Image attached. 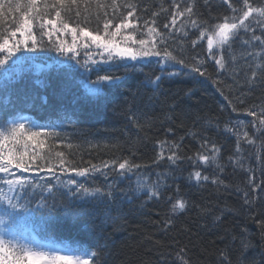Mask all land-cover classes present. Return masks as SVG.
Listing matches in <instances>:
<instances>
[{
	"label": "trees",
	"instance_id": "trees-1",
	"mask_svg": "<svg viewBox=\"0 0 264 264\" xmlns=\"http://www.w3.org/2000/svg\"><path fill=\"white\" fill-rule=\"evenodd\" d=\"M17 2L27 0H0L7 13L0 18V33H10L16 26L14 21L23 16V11H8L7 4ZM128 2L137 5L144 20L171 4V0ZM184 2L194 5L193 18L200 22L215 23L230 11L223 0ZM251 2L264 6V0ZM98 3L110 5L112 0H77L71 20H76L78 10L80 26L94 31ZM169 19L168 12L157 18L164 46L186 66L169 67L168 72L179 74H165L158 90L148 80L161 75V66L156 57H149L110 62L105 67L121 76L120 82L92 96L84 88L83 69L69 59L61 64L63 56L51 47L47 35L42 43L48 47L22 50L12 56L5 65L14 69L9 75L0 68V131L13 122L52 125L39 137L43 147L30 142L26 148L23 143L8 144L5 150L15 147L29 155L36 153L53 165L59 164L56 153L62 152L70 167L90 169L97 165L102 169L90 170L87 176L57 171L59 180L47 172L31 171L23 173L24 178L34 184H43L45 179L66 184L72 179L105 192L113 185L115 192L114 200L70 194L53 199L37 189L34 198L30 195L26 210L18 211L32 223L40 239L67 241L90 257L97 252L93 258L96 264H264V127H253L254 118L248 114L250 109L258 113L264 110V74L252 76L255 66L264 64V59L254 54L264 52V47L259 42H253L254 47L245 45L251 33L241 30L234 42L224 47L221 68L208 58L206 40L192 46L199 36L195 28L178 20V30L165 29ZM256 20L264 23V18ZM102 25L103 20L101 30ZM38 28V23L34 24V29ZM254 30L261 35L260 27L254 26ZM36 38L41 40L39 35ZM22 56L31 59L13 66L12 61ZM196 61L202 62L205 76L191 72ZM48 62L51 64L44 66ZM95 79L94 73L88 75V80ZM204 139L210 141L209 148L214 143L220 149L217 159L207 166L194 165L187 157L201 150ZM173 144L180 147L173 148ZM173 151L182 157L175 164L167 159ZM161 152L165 158L157 160ZM125 158L139 169L118 175L102 168L103 162H122ZM194 171H201L209 180L197 182L191 175ZM213 179L218 182L213 183ZM138 181L159 184V198L149 199L148 189L138 188ZM61 192L68 189L61 188ZM245 193L249 203H245ZM42 197L51 210L37 206ZM178 199L186 202L184 211H173Z\"/></svg>",
	"mask_w": 264,
	"mask_h": 264
},
{
	"label": "snow or ice",
	"instance_id": "snow-or-ice-1",
	"mask_svg": "<svg viewBox=\"0 0 264 264\" xmlns=\"http://www.w3.org/2000/svg\"><path fill=\"white\" fill-rule=\"evenodd\" d=\"M205 3H207V0H205ZM223 3L230 10L229 14L218 18L215 23L200 22L198 19H194V5L185 3L184 0H171L168 8L161 7L159 11L152 12L151 18L148 20H144L139 16L137 5L128 2V0H124L122 4L118 3L117 0H112L110 5L98 3L96 6L97 26L94 31H89L86 27L80 26L81 13L78 10L75 13L76 20H71L70 14L73 6L76 5L78 8L77 0H27L24 4L17 2L15 5L8 3L9 12L23 11V16L18 21H14L16 26L10 33L7 31L0 33V53L3 54L0 56V68L4 69L6 76L9 75L14 69L5 68V65L8 64L12 56L22 50L36 51L37 48L48 47V44L42 43L43 37L47 35L52 48L60 55L66 56L67 59L75 61V64L83 69L84 87L92 96H97L105 88H110L120 82L121 76L116 75L109 67H105L109 65L110 61L115 62L116 60L139 61L156 57V63L161 66V75L156 76L155 79H149L148 83L151 84L154 90H158L165 74L168 77L179 74L178 72H168L169 67H175L176 64L186 66L183 59H177L174 53L167 46H164L166 44L164 33L159 30L157 25V18L162 13H170L169 22L163 26L165 29L171 27L174 31L178 30V20L181 25H184L187 21L195 28L199 32V36L192 41V46L196 47L201 41L206 40L208 58L214 59L221 68L224 67L222 56L224 47L230 46L235 38L239 36L241 30L251 33V39H246L244 41L245 45L254 47L253 42H259V45L264 47V23L256 20V17L264 18V6H254L251 0H223ZM109 7L112 9L111 13L108 11ZM6 14L5 4L0 3V18ZM101 20H103L102 30L100 27ZM36 23L39 25L38 30L34 29ZM72 23H75L76 26H71ZM84 23H88V21L85 20ZM254 26L260 27L261 35H256ZM17 33H19V39H16ZM37 35L41 37L40 41H37ZM57 35H71V43L59 39L53 41L52 37ZM185 35H187V31H185ZM85 38L90 43L81 44L80 41ZM29 41H31V44H29ZM93 46L97 50L96 55L99 56V59L92 54ZM80 48H83L86 53V58L83 60L77 58ZM254 55L264 59V52L255 53ZM26 59L31 58L18 57L12 61V64L13 66L21 64ZM127 71L128 65L125 63V72ZM191 72L198 73L200 76L206 75V69L202 70L201 61H196V64L191 67ZM258 72L264 74V64H257L252 70V76L256 77ZM91 73L95 74V80L87 79ZM248 114L254 118L253 127L258 129L264 127V110L258 113L254 109H250ZM45 127H52V125H40L35 121L13 122L10 128L0 131V184L7 186V191L4 187H0V201L5 202L13 211L17 209L26 210L27 204L31 203L30 195L34 198L37 189L42 193L47 192L53 199L57 195L70 194L78 198L95 196L100 199L114 200L113 185H108L109 190L105 192L100 188H87L72 179H69L66 184L62 180L58 184H53L51 179H45L43 184H34L24 178L22 174L31 171L47 172L57 180H59L56 175L57 171L61 173L65 171L75 172L78 176H87L90 170L92 172L102 171L101 167L97 165H91L90 169L87 167H70L67 165L62 152L56 153L59 164L53 165L45 160L44 156L36 153L29 155L26 150L21 152L15 147L5 150L8 144L15 146L23 143L26 148L30 142H36L40 147H43V141L39 140V137ZM34 128L37 130L33 131ZM227 130L231 131V129ZM236 134L238 137L237 151H239L240 137L238 132ZM49 135L57 134L49 133ZM243 135L245 139L248 138L247 132ZM248 142L251 143V140H248ZM209 144L210 141L207 139L202 140L201 150L194 156H188L187 159L194 165L198 163L207 166L214 163L220 149L214 143L209 148ZM161 147L163 148V143H161ZM172 147L178 149L180 145L173 144ZM164 158L162 152L157 154V160ZM167 159L175 164L182 157L178 152L173 151L171 155L167 156ZM41 160L45 161L43 165L39 163ZM236 163H239V161H236ZM139 167V165L126 158L122 162L102 163V168L112 169L118 175H126L134 169H139ZM102 174L106 175V173ZM191 175L197 182L201 179L204 181L209 180L208 176H202L201 171H194ZM212 182L217 183L218 181L213 179ZM252 183L254 185V181ZM73 186L75 190H73ZM65 187L68 192L62 193L61 188ZM138 188H147L149 199L159 198L160 196L159 184H147L138 181ZM29 189L32 190L31 193ZM253 191H255V186H253ZM247 196L248 194L245 193V203L250 202ZM21 200L24 203H20ZM44 200L45 198L42 197L37 206L49 207L51 210V206L47 205ZM185 204L186 202L182 199L176 200L173 204V211H184ZM3 223L5 221L0 219V224ZM261 224L264 226V222H261ZM96 256L97 252L91 253L92 264H96L95 259H93ZM0 264H89V259H83L82 256L75 255H60L57 251H45L42 248H33L24 244L15 245L8 242L6 246V241L0 239Z\"/></svg>",
	"mask_w": 264,
	"mask_h": 264
},
{
	"label": "rangeland",
	"instance_id": "rangeland-1",
	"mask_svg": "<svg viewBox=\"0 0 264 264\" xmlns=\"http://www.w3.org/2000/svg\"><path fill=\"white\" fill-rule=\"evenodd\" d=\"M50 27V26H49ZM61 40H66L68 43H71V35H60ZM19 33H17L16 39H19ZM90 43V41H87L86 38L84 40H81L80 43ZM83 48L79 49V55L83 53ZM97 50L92 48V54L99 59V56L96 55ZM0 219H3L5 223L0 224V239H4L6 241V246L8 242H11L12 244L19 245L24 244L28 245L29 247L33 248H42L45 251H57L60 255H72L65 247L58 243H30L31 241L26 238L25 232L23 231H17L14 226H12L10 219H9V213L7 209H0ZM29 242V243H28ZM82 256L83 259H85V256Z\"/></svg>",
	"mask_w": 264,
	"mask_h": 264
},
{
	"label": "bare ground",
	"instance_id": "bare-ground-1",
	"mask_svg": "<svg viewBox=\"0 0 264 264\" xmlns=\"http://www.w3.org/2000/svg\"><path fill=\"white\" fill-rule=\"evenodd\" d=\"M120 205H122V204L120 203Z\"/></svg>",
	"mask_w": 264,
	"mask_h": 264
}]
</instances>
